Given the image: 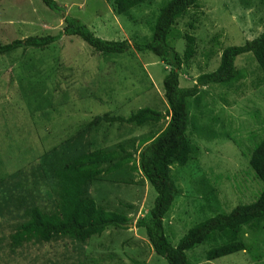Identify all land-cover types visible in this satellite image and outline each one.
Masks as SVG:
<instances>
[{
  "label": "rangeland",
  "instance_id": "374dc122",
  "mask_svg": "<svg viewBox=\"0 0 264 264\" xmlns=\"http://www.w3.org/2000/svg\"><path fill=\"white\" fill-rule=\"evenodd\" d=\"M54 1L94 35L131 41L149 38L163 0H147L127 15L115 14L105 0ZM61 26L60 15L40 0H0V43L54 34ZM172 26L193 36V54L178 70V84L190 86L199 73L217 66L223 47L242 44L264 30V0H198ZM169 41L183 52V38ZM234 67L241 79L203 85L197 100L187 99L192 152L184 165L170 167L178 192L163 217L171 244L203 218L253 201L262 188L248 157L264 136V82L250 52L237 55ZM165 71V63L150 52L104 54L76 36L0 54V264H167L151 250L143 230L133 226L138 217L147 216L155 195L137 168V153L166 124ZM143 106L160 111L163 118L138 126L100 119L84 129L82 140L89 150L121 145L118 152L129 156L120 168L91 180L87 193L98 207L122 212L131 224L107 227L83 243L60 237L13 247L10 234L26 208L56 207L52 181L32 174L41 155L96 115L126 117ZM13 196L23 200L17 203ZM241 238L243 250L212 260H205V251L220 241L204 240L185 255L189 264H264V220L244 228Z\"/></svg>",
  "mask_w": 264,
  "mask_h": 264
},
{
  "label": "trees",
  "instance_id": "16d2710c",
  "mask_svg": "<svg viewBox=\"0 0 264 264\" xmlns=\"http://www.w3.org/2000/svg\"><path fill=\"white\" fill-rule=\"evenodd\" d=\"M47 8L58 13L62 19L60 30L54 34L28 35L0 43V54H8L21 48H44L61 36H76L93 50L104 54H121L128 49L135 52H150L166 65L161 79L163 97L167 104L164 127L152 138L144 141L137 153V168L155 192L147 216L138 217L133 226L141 228L151 250L164 258L167 264H189L185 251L204 240L220 241L205 251V260H212L244 249V228H255L264 220V136L251 148L248 165L262 184L256 198L248 203L234 205L228 212L216 213L198 221L171 244L164 233L163 217L169 210L178 188L170 173L172 165H184L192 152L186 128L190 118L187 99L197 100L199 88L207 84L230 85L243 77L234 67L237 55L250 52L254 57L261 79L264 82V30L242 44L227 45L219 54L217 66L199 73L190 86L178 84V70L184 60L193 54V36L173 31L175 20L183 16L198 0H163L150 26L148 39H103L78 18L65 14L54 0H40ZM117 15H127L128 10L147 0H105ZM185 40L179 54L170 43V38ZM163 113L143 106L126 117L119 115H96L74 135L61 142L58 148L43 153L33 169L34 178L49 179L54 184L56 207L44 211L36 205L25 209V217L16 223L10 234L13 247L25 242H47L66 237L83 243L93 235H100L107 227L126 228L131 223L122 212L98 207L87 193V186L99 174L120 168L128 161V155L117 150H89L83 147V131L100 119L108 123L126 122L141 125L158 122ZM194 126V124H191ZM106 164V166H103ZM15 201L23 198L13 196Z\"/></svg>",
  "mask_w": 264,
  "mask_h": 264
}]
</instances>
